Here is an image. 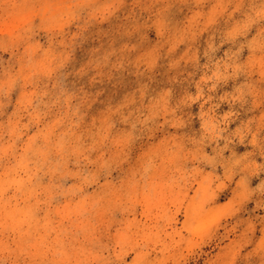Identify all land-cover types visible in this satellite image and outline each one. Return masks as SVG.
<instances>
[{"label": "rangeland", "instance_id": "1", "mask_svg": "<svg viewBox=\"0 0 264 264\" xmlns=\"http://www.w3.org/2000/svg\"><path fill=\"white\" fill-rule=\"evenodd\" d=\"M0 264H264V0H0Z\"/></svg>", "mask_w": 264, "mask_h": 264}]
</instances>
